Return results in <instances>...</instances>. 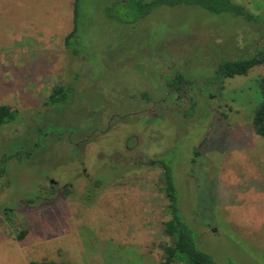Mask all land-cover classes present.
<instances>
[{
    "label": "rangeland",
    "instance_id": "374dc122",
    "mask_svg": "<svg viewBox=\"0 0 264 264\" xmlns=\"http://www.w3.org/2000/svg\"><path fill=\"white\" fill-rule=\"evenodd\" d=\"M116 1L82 0L66 46L74 0H0V106L24 118L0 128V264H160L164 154L200 249L264 264V64L216 75L264 51V0H231L251 20L161 6L136 23L108 15ZM181 76L176 102L166 85ZM59 84L69 101L45 106Z\"/></svg>",
    "mask_w": 264,
    "mask_h": 264
},
{
    "label": "trees",
    "instance_id": "16d2710c",
    "mask_svg": "<svg viewBox=\"0 0 264 264\" xmlns=\"http://www.w3.org/2000/svg\"><path fill=\"white\" fill-rule=\"evenodd\" d=\"M82 0H74V23L75 29L65 39L66 46L69 45L77 34V26L81 18ZM161 6L179 7V6H199L213 14L233 13L235 15L244 16L252 19L253 15L248 13L245 7L233 4L231 0H117L114 6L108 9V15L111 18L118 19L124 23H136L140 19L149 16L156 8ZM116 7L117 11H113ZM264 64V51L257 50V53L247 58H239L237 60L224 62L219 66L216 72L217 79L223 80L234 78L235 76H246L249 71ZM167 92L175 97H180L181 93H187L189 87L187 81L183 77L171 79L167 83ZM190 88V87H189ZM260 89L262 99L260 105L256 108L253 116V125L255 131L264 137V76L260 81ZM72 89L64 84L57 85L51 95L46 99L45 106L60 107L69 101V94ZM189 90V89H188ZM174 97V98H175ZM179 105V104H178ZM197 105L193 104L192 110ZM179 107H181L179 105ZM64 110V109H63ZM44 114L40 115L41 117ZM20 112L9 105L0 106V128L17 121L23 122ZM24 153L10 154L9 157H3V163L12 158H27L34 155L33 148H28ZM166 154L159 157L155 164L161 167L159 181L162 183V192L167 200V210L169 218L163 223V235L167 238V242L160 245L162 249V261L160 264H217L213 257L202 251L196 242L195 231L189 227L188 220L180 206L178 187L172 169V162L166 159ZM164 158V159H163ZM3 170H0V175ZM99 184V183H98ZM96 183V186H98ZM27 231H23L17 238L23 239ZM29 264H74L72 262H55V261H31Z\"/></svg>",
    "mask_w": 264,
    "mask_h": 264
},
{
    "label": "flooded vegetation",
    "instance_id": "af4514ba",
    "mask_svg": "<svg viewBox=\"0 0 264 264\" xmlns=\"http://www.w3.org/2000/svg\"><path fill=\"white\" fill-rule=\"evenodd\" d=\"M167 86H168V84H167ZM168 95H169V92H167V97H168ZM147 100H148V98H146ZM177 100H179V98L178 97H175V101L177 102ZM165 100H162V102H164ZM165 103V102H164ZM158 104V103H157ZM157 104H155L154 105V108L153 109H150L149 111H150V113L151 114H156L155 112H156V108H157ZM165 109V108H164ZM139 113V112H138ZM137 113V114H138ZM135 114V113H134Z\"/></svg>",
    "mask_w": 264,
    "mask_h": 264
}]
</instances>
